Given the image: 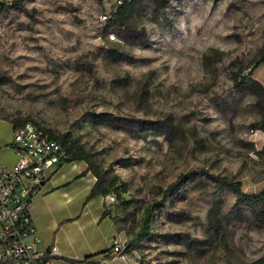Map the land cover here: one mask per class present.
Here are the masks:
<instances>
[{"label": "rangeland", "instance_id": "374dc122", "mask_svg": "<svg viewBox=\"0 0 264 264\" xmlns=\"http://www.w3.org/2000/svg\"><path fill=\"white\" fill-rule=\"evenodd\" d=\"M0 4V118L87 153L137 264L264 258V226L216 181L264 189V116L236 82L264 72V0H141L122 26L115 0Z\"/></svg>", "mask_w": 264, "mask_h": 264}, {"label": "crops", "instance_id": "0c3cea01", "mask_svg": "<svg viewBox=\"0 0 264 264\" xmlns=\"http://www.w3.org/2000/svg\"><path fill=\"white\" fill-rule=\"evenodd\" d=\"M259 68L253 77L264 85ZM16 128L0 118V167L10 168L17 162L12 145ZM96 181L84 161L65 162L46 173L28 205L41 239L39 250L47 253L56 245L61 261L68 264H135L104 253L116 239H123L105 196L89 198Z\"/></svg>", "mask_w": 264, "mask_h": 264}, {"label": "built area", "instance_id": "2783aa9c", "mask_svg": "<svg viewBox=\"0 0 264 264\" xmlns=\"http://www.w3.org/2000/svg\"><path fill=\"white\" fill-rule=\"evenodd\" d=\"M123 5L124 0H115ZM13 148L17 162L10 168L0 167V264H68L56 245L49 252L39 250L41 239L28 205L40 191L46 173L68 159L64 145L47 131L32 123L17 127ZM107 209L117 203L113 193L105 196ZM124 262L134 261L136 253L127 251L126 243L116 239L111 253Z\"/></svg>", "mask_w": 264, "mask_h": 264}, {"label": "trees", "instance_id": "16d2710c", "mask_svg": "<svg viewBox=\"0 0 264 264\" xmlns=\"http://www.w3.org/2000/svg\"><path fill=\"white\" fill-rule=\"evenodd\" d=\"M19 1L22 3L27 0H19ZM159 1L161 2L162 7L165 8L170 0H159ZM140 2L141 0H124V4L122 5L120 11L112 15L111 20L115 24L122 26L123 20L119 17L118 14H121L122 17H125L128 11L136 10L139 7ZM5 7L6 6L0 4L1 10L6 9ZM262 64H264V54L257 61L255 67H259ZM253 74L254 72L252 69L247 75H244L240 79V81L236 79V82L238 83V85L240 83L239 86L245 87L255 94L257 98L256 104L264 116V85L258 80H256L253 77ZM57 140L60 141L66 149L68 155V159L66 162L84 161L88 164L90 163L88 155L83 149L78 148L75 145H67L66 140L63 138ZM88 168L97 178L96 184L94 185L89 198H94L96 196H101V195L106 196L112 193V191L115 188L114 182L104 180L102 177L99 176L97 171H95L91 167ZM216 181L219 184L218 186L227 187L228 189L232 190L236 196L237 202L246 205L250 209V211H252L256 215L255 217L256 222L259 223L261 226H264V189L258 193H245L244 191H242L241 184L239 182H234L226 178H219ZM174 186L176 185H173L172 187ZM104 253H108L109 255H111L110 254L111 247ZM253 264H264V258L256 261Z\"/></svg>", "mask_w": 264, "mask_h": 264}]
</instances>
